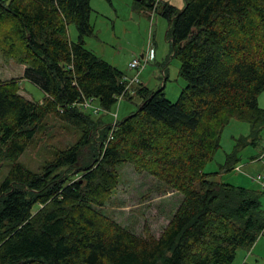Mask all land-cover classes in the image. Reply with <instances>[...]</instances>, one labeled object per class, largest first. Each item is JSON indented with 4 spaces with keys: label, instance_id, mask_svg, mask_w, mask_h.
<instances>
[{
    "label": "trees",
    "instance_id": "1",
    "mask_svg": "<svg viewBox=\"0 0 264 264\" xmlns=\"http://www.w3.org/2000/svg\"><path fill=\"white\" fill-rule=\"evenodd\" d=\"M158 2L134 0L152 11ZM90 13V0H0L2 53L20 61L22 78L44 95L34 102L16 82H0V157L12 164L0 184V264H231L264 229V193L216 183L203 168L231 120L249 133L235 139L226 171L235 170L241 149L261 141L264 0L165 7L186 85L174 103L162 88L139 85L136 111L113 126L80 108L97 101L110 112L121 95L130 99L126 76L84 47ZM49 117L79 137L33 173L17 161ZM120 164L181 195L158 236L147 225L137 235L95 209L114 189Z\"/></svg>",
    "mask_w": 264,
    "mask_h": 264
},
{
    "label": "rangeland",
    "instance_id": "2",
    "mask_svg": "<svg viewBox=\"0 0 264 264\" xmlns=\"http://www.w3.org/2000/svg\"><path fill=\"white\" fill-rule=\"evenodd\" d=\"M9 1V0H4ZM156 11L144 4H135L134 0H90L91 13L89 23L92 35L84 39V47L122 72L128 79L133 78L136 70L129 69V63L153 49V60L148 61L138 74V84L131 88L130 99L122 98L110 110L103 112L97 101L92 102L99 108V114H92L93 119L101 118L104 123L114 125L116 121L135 112L140 99L133 95L135 88L143 85L150 91L163 89L166 99L174 103L185 81L179 75L180 64L173 56L172 46L167 39L168 20L162 15L165 7L176 11L184 7V0H158ZM5 32V29H0ZM70 41H77L74 25L67 27ZM24 65L13 58L5 57L0 44V82L14 81L18 93L34 102H41L43 93L22 78ZM24 80V81H23ZM249 133L246 123L231 120L222 130L220 149L211 161L205 164L203 171L216 173L211 179L220 184L242 187L251 191L264 193V189L254 181L260 175L264 181V137L256 147L246 146L237 153L235 167L240 171L224 169L226 156L234 147L235 139ZM79 133L67 125L49 117L40 126L17 163L25 169L40 173L55 152L74 144ZM12 164L0 157V184L7 176ZM117 183L111 194L104 200V206L96 207L101 214L113 219L119 225L137 235H143L147 225L154 236H158L167 225L169 218L181 201V195L167 191L162 192L161 185L148 174H138L130 164L116 167ZM261 207L264 209V194L260 195ZM264 264V236H260L247 252L238 250L231 264ZM243 260V262H241ZM247 262V263H248Z\"/></svg>",
    "mask_w": 264,
    "mask_h": 264
},
{
    "label": "built area",
    "instance_id": "3",
    "mask_svg": "<svg viewBox=\"0 0 264 264\" xmlns=\"http://www.w3.org/2000/svg\"><path fill=\"white\" fill-rule=\"evenodd\" d=\"M153 57H154V51H153V49H149L145 55L141 56L142 62L140 61V59L135 58L129 63V69L136 70L137 74L131 79H128L127 77L125 78V81L127 82L126 87H125V92H127V93L128 92L129 93L132 92L131 91L132 86L134 84H138L139 83V81H138L139 72L142 69H144V67L148 63V61L153 60ZM121 99H122V95H121V97H119V101ZM80 108L82 110H84L85 112H89V113L95 114V115L99 114V112L101 111L99 108H94L92 106V102H90V101H86V102L82 103L80 105ZM239 170H240V167H236L235 168V171H239ZM254 181L257 182L260 185V187L264 189V181H263V179H262V177L260 175H257L254 178ZM263 235H264V229L260 233V236H263Z\"/></svg>",
    "mask_w": 264,
    "mask_h": 264
},
{
    "label": "crops",
    "instance_id": "4",
    "mask_svg": "<svg viewBox=\"0 0 264 264\" xmlns=\"http://www.w3.org/2000/svg\"><path fill=\"white\" fill-rule=\"evenodd\" d=\"M24 81V80H23ZM258 104H259V106L260 107H263L264 108V91L260 94V96L258 97ZM262 137H264V131L262 132ZM262 156H264V152L260 155V159H261V157ZM240 171V170H239ZM238 171V172H239ZM247 252H249V251H247ZM241 262H243V260H241ZM245 263H242V264H249V262H248V260L246 259L245 261H244ZM248 262V263H247Z\"/></svg>",
    "mask_w": 264,
    "mask_h": 264
},
{
    "label": "water",
    "instance_id": "5",
    "mask_svg": "<svg viewBox=\"0 0 264 264\" xmlns=\"http://www.w3.org/2000/svg\"><path fill=\"white\" fill-rule=\"evenodd\" d=\"M137 1H139V0H137Z\"/></svg>",
    "mask_w": 264,
    "mask_h": 264
}]
</instances>
